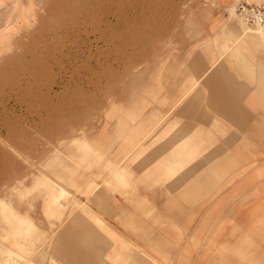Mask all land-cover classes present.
<instances>
[{"label": "rangeland", "instance_id": "374dc122", "mask_svg": "<svg viewBox=\"0 0 264 264\" xmlns=\"http://www.w3.org/2000/svg\"><path fill=\"white\" fill-rule=\"evenodd\" d=\"M197 1L0 3V264H66L63 252L56 249L62 235L76 233L72 228L67 231L76 215L88 219L92 212L112 227L117 224L126 235L139 234L137 225L123 218L137 212L151 215L155 202L146 196L162 192L163 183L152 182V175L137 174L136 169L124 180L126 170L117 166L121 158L107 161L114 159L118 145L131 139L126 124L132 116L136 124L150 111L163 114L159 102L164 84L169 90L170 83V77L164 80V65L177 61V51H194L196 42L187 41V46L180 36ZM236 3L228 10L229 17L239 24L243 36H257L260 28L248 27L239 19ZM179 74V69L174 70L173 75ZM185 90L194 88L183 86L181 91ZM175 111L176 107L167 117ZM187 122L176 118L177 126ZM162 137L160 132L159 140ZM202 138L175 133L159 144L158 138L149 141L145 131L129 145L141 149L134 157L142 156L147 163L158 160L165 165L163 173L172 177L202 149ZM91 173L98 176L97 188L94 179L85 184ZM100 190L108 198L104 206L94 198ZM132 192L145 196L142 200L111 198L114 193L124 198ZM163 197L166 194L158 199ZM98 200L103 203L101 197ZM202 202L208 214L197 231L187 233L188 259L193 264H228L225 258H217L211 215L205 211L210 200L204 196ZM91 218L112 241L117 239L107 225ZM156 234L154 240L160 243L164 233ZM138 249L154 264H167L158 261L164 259L162 254L154 259L147 254L154 255L156 249ZM171 250L170 264H175L177 248ZM118 255L107 256L113 261Z\"/></svg>", "mask_w": 264, "mask_h": 264}, {"label": "crops", "instance_id": "0c3cea01", "mask_svg": "<svg viewBox=\"0 0 264 264\" xmlns=\"http://www.w3.org/2000/svg\"><path fill=\"white\" fill-rule=\"evenodd\" d=\"M9 1L0 0V3ZM236 2L264 4V0H198L192 5L190 21L182 27L180 39H185L187 46V41H195V49L177 51V61L164 65V80L168 76L170 83L169 90L164 84L159 102L164 105L158 108L163 114L158 116L150 111L136 124L131 115V121L126 124H130L132 130L129 142L145 131L149 141L158 138L159 144L175 133L188 137L199 134L203 137L202 149L183 166V171L168 177L162 170L165 165L158 160L147 163L142 156L134 157L141 149H131L129 142L118 145L116 157L107 164L121 158L117 166L126 170L124 180L127 173L136 169L137 174L152 175V182L159 179L163 183L162 192L154 191L146 196L154 200L155 210L149 216L137 212L123 218L130 225H137V238L133 234L126 235L127 231L119 229L117 224L112 227L92 212L88 219L76 215L74 223L67 226V231L72 228L76 233L62 235L56 249V253L63 252V263L154 264L140 253V247L156 249L152 251L154 255L147 254L152 259L162 254L167 259L160 257L158 261L167 264L174 256L171 249L177 248L175 264H193L192 258L188 259L186 238L188 231L198 230L203 215L208 214L203 209L205 196V200H210L205 211L211 215V236L218 248L217 258H225L228 264H264V25L263 32H257V36H243L239 24L228 15ZM177 69L180 74L175 76ZM183 86L194 91L183 93ZM175 94L177 96H170ZM175 107L173 115L167 117ZM176 118H185L188 122L177 126ZM127 151L130 153L125 155ZM149 152L152 150H147ZM192 165H196L195 168L187 171ZM92 174L85 184L94 179L98 185V176ZM101 192L94 198L99 206H104L108 198ZM117 194L111 198L123 201L140 200L145 196L132 192L122 198ZM162 194L166 197L158 199ZM98 197L103 199V205ZM123 207L121 202L120 210ZM115 210L116 214L119 205ZM91 217L107 225L117 239L112 241ZM158 232L164 233L160 243L154 240ZM113 252L119 255L111 261L107 255ZM194 257L196 261L198 251Z\"/></svg>", "mask_w": 264, "mask_h": 264}, {"label": "built area", "instance_id": "2783aa9c", "mask_svg": "<svg viewBox=\"0 0 264 264\" xmlns=\"http://www.w3.org/2000/svg\"><path fill=\"white\" fill-rule=\"evenodd\" d=\"M235 13L248 27L256 28L264 25V4L238 2L235 5Z\"/></svg>", "mask_w": 264, "mask_h": 264}, {"label": "bare ground", "instance_id": "6f19581e", "mask_svg": "<svg viewBox=\"0 0 264 264\" xmlns=\"http://www.w3.org/2000/svg\"><path fill=\"white\" fill-rule=\"evenodd\" d=\"M261 27H262V29H261ZM259 28H260V29H259L257 32H258V33H262V32H263V31H262V30H263V26H259ZM167 119H168V118H167ZM172 125H173V124H172ZM225 157H226V156H225ZM232 159H233V158H232ZM236 161H237V160H236ZM221 171H222V170H221ZM221 173H222V172H221ZM90 184H91V187H92L93 183H90ZM97 186H98V185H95L94 188H97ZM103 204H104V203H103ZM101 205H102V204H101ZM95 218H96V217H95ZM94 221H95V220H94ZM100 225H101V224H100Z\"/></svg>", "mask_w": 264, "mask_h": 264}]
</instances>
